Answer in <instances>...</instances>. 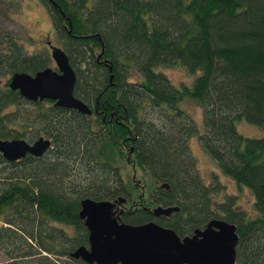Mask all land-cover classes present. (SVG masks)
<instances>
[{"label":"trees","instance_id":"1","mask_svg":"<svg viewBox=\"0 0 264 264\" xmlns=\"http://www.w3.org/2000/svg\"><path fill=\"white\" fill-rule=\"evenodd\" d=\"M41 2L76 71L75 94L91 107L99 99L101 112L12 89L14 72L35 73L53 60L51 51L0 33V138L52 140L41 156L12 161L0 152L5 264H89L71 256L88 245L80 218L87 197H124L122 221L155 220L182 237L213 219L234 223L236 264H264V134L238 127L243 119L264 130V0ZM171 66L193 80L175 82L164 70ZM186 98L202 106V126L181 104ZM105 113L114 114L107 126ZM193 137L220 172L252 191V208L225 191L218 173L206 180ZM128 164L142 174L125 176ZM158 205L180 209L154 217Z\"/></svg>","mask_w":264,"mask_h":264},{"label":"water","instance_id":"2","mask_svg":"<svg viewBox=\"0 0 264 264\" xmlns=\"http://www.w3.org/2000/svg\"><path fill=\"white\" fill-rule=\"evenodd\" d=\"M51 56L56 66H47L30 73L16 71L9 86L28 100H54L56 106L75 108L92 114V107L75 94L77 74L69 55L49 40ZM112 71V64H110ZM114 74H111V81ZM51 139L40 136L34 142L25 138H0V152L8 160H18L28 154L43 155ZM162 186L170 188L167 182ZM115 200L84 198L80 218L89 230V247L81 246L71 253L89 264H236L239 234L234 223L213 219L205 228L192 235L180 236L172 228L155 221L129 224L121 220L124 209ZM179 206L158 205L150 208L154 216H171ZM120 210V212H119Z\"/></svg>","mask_w":264,"mask_h":264},{"label":"rangeland","instance_id":"3","mask_svg":"<svg viewBox=\"0 0 264 264\" xmlns=\"http://www.w3.org/2000/svg\"><path fill=\"white\" fill-rule=\"evenodd\" d=\"M6 32H12L18 40L23 41L26 47L32 51L47 49L50 52L49 40L53 44L60 45L58 35L53 30L50 11L41 0H0V33ZM54 63L53 60L52 65ZM164 70L177 83L184 81L190 83L194 78V75L182 66L164 67ZM181 104L191 112L200 126H202V106L192 98H186ZM238 127L246 135L259 136L264 134V130L261 127L243 119L238 122ZM191 147L192 152L198 157V165L206 180L209 181L211 179L213 172L218 173L220 181L225 186V191L237 195L240 204L252 208L254 201L252 191L246 186H240L232 177L220 172L214 160L202 148L197 137L191 139ZM127 172L134 176L142 174L140 170H134L133 166L129 164L126 172H124L125 176H127ZM141 184L145 186L144 181ZM1 227L2 221L0 218ZM63 260L65 261V259ZM7 261L8 258L0 251V264H5Z\"/></svg>","mask_w":264,"mask_h":264},{"label":"flooded vegetation","instance_id":"4","mask_svg":"<svg viewBox=\"0 0 264 264\" xmlns=\"http://www.w3.org/2000/svg\"><path fill=\"white\" fill-rule=\"evenodd\" d=\"M51 48V47H50ZM51 51H52V49H51ZM55 62V61H54ZM56 63V62H55ZM54 63V67L56 66V64ZM45 100V99H44ZM44 100H37V101H34V102H38V101H44ZM52 100V99H51ZM32 101V100H31ZM53 102H55L54 100H53ZM96 102H97V105H93L92 106V109H93V113L92 114H88V115H90V116H96V115H99V113L101 112L100 111V109H99V106H98V103H99V99H97L96 100ZM55 105V104H54ZM66 108V107H65ZM72 109H75V108H72ZM106 113H105V115H104V117H103V124H101V125H103V126H107V124H109V121L110 120H112V118H113V115L114 114H112V117H110V118H107L106 117ZM40 136H44V137H46L44 134L43 135H40ZM40 136H38V138L40 137ZM38 138H36V139H34L33 141H30V142H34L35 140H37ZM49 139H51V138H49ZM52 141V140H51ZM51 145H52V143H51ZM129 160V159H128ZM123 204V203H122ZM118 205H120V204H118ZM122 206V205H121ZM154 207H156V206H154ZM153 207V208H154ZM124 211H125V209H124ZM123 211V212H124ZM119 212H120V210H119ZM122 213V212H121ZM119 215H120V213H119ZM154 217H159V216H154ZM120 218H121V216H120ZM122 220V219H121ZM151 221H155V220H151ZM149 222V221H148ZM155 222H157V221H155ZM158 223V222H157ZM159 224V223H158ZM85 225V224H84ZM86 227V226H85ZM87 228V227H86ZM201 229H203V228H201ZM87 231H88V245H86V247H89V230L87 229Z\"/></svg>","mask_w":264,"mask_h":264}]
</instances>
